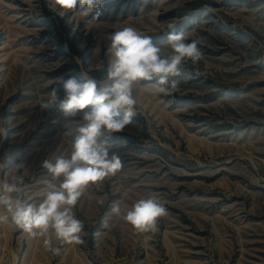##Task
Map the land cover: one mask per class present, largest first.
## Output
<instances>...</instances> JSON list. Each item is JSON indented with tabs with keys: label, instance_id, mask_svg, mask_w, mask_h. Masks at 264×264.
I'll return each mask as SVG.
<instances>
[{
	"label": "rangeland",
	"instance_id": "obj_1",
	"mask_svg": "<svg viewBox=\"0 0 264 264\" xmlns=\"http://www.w3.org/2000/svg\"><path fill=\"white\" fill-rule=\"evenodd\" d=\"M98 11L88 28L45 0H0V177L25 161L22 201L39 196L51 178L41 162L69 156L78 127L40 104L63 93L58 77L104 75L91 64L113 28L134 26L166 47L162 30L175 24L203 39V59L185 66L176 93L136 90L132 123L106 137L122 169L74 209L85 243H58L54 255L0 225V264H264V0H103ZM150 194L167 209L155 233L111 213Z\"/></svg>",
	"mask_w": 264,
	"mask_h": 264
},
{
	"label": "clouds",
	"instance_id": "obj_2",
	"mask_svg": "<svg viewBox=\"0 0 264 264\" xmlns=\"http://www.w3.org/2000/svg\"><path fill=\"white\" fill-rule=\"evenodd\" d=\"M45 3L60 16L68 12L79 15L91 28L98 26V10L103 0H45ZM162 31L166 32V47L134 26L113 28L107 36L109 44L105 58L91 64L98 65L104 72L101 78L84 73L81 80L57 78L63 83V93L53 88L40 108L56 107L63 118L78 123L70 155L41 162L51 178L38 197L22 201L16 195L21 192L29 171L24 160L15 163L0 177V225H14L40 240L44 250L54 255L61 253L58 243H85L82 238L84 223L76 217L74 209L90 185L122 169L123 161L116 153H110L112 146L106 137L123 132L132 123L137 115L136 90L151 86L166 95L176 93L180 90L179 77L185 66L203 59L199 47L202 38L189 41L183 31H176L175 24H169ZM99 51V48L94 50V57ZM57 122L52 121L53 124ZM111 213L122 217L136 233L143 234L159 230L158 221L167 215V209L158 195L150 194L131 205L116 202ZM101 226L110 227L106 221Z\"/></svg>",
	"mask_w": 264,
	"mask_h": 264
}]
</instances>
